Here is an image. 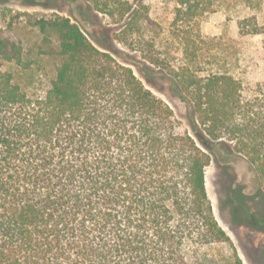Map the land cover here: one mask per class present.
<instances>
[{
    "label": "trees",
    "instance_id": "16d2710c",
    "mask_svg": "<svg viewBox=\"0 0 264 264\" xmlns=\"http://www.w3.org/2000/svg\"><path fill=\"white\" fill-rule=\"evenodd\" d=\"M114 3L86 8L119 23L131 5ZM178 5L191 20L202 0ZM35 24L34 44L0 29V264H245L206 168L247 159L258 193L231 188L232 215L264 233V81L139 57L118 46L126 29L92 41L67 16ZM240 28L264 53V26ZM154 90L184 102L186 128Z\"/></svg>",
    "mask_w": 264,
    "mask_h": 264
},
{
    "label": "rangeland",
    "instance_id": "374dc122",
    "mask_svg": "<svg viewBox=\"0 0 264 264\" xmlns=\"http://www.w3.org/2000/svg\"><path fill=\"white\" fill-rule=\"evenodd\" d=\"M91 1L0 0V29L13 40L34 44L41 40L36 20L57 14L77 22L92 41L94 37L109 36L107 29L118 33L126 29L125 41L118 46L139 57L156 50L171 62L189 64L202 74L227 71L246 86L264 81L263 35L243 33L240 28L243 20H248L250 25L256 22L264 26V0H202L197 16L178 22L175 20L178 0H126L131 11L119 23L113 20L120 18L119 15L111 17L96 11L97 18L94 17L86 8ZM100 1L114 10L117 8L114 2L120 0ZM154 91L181 118L180 130L186 128L184 102ZM231 154L229 163L218 165L212 161L207 166L208 195L219 224L237 246L244 263L264 264V233L233 219L231 195L234 192H230L231 188L239 186L242 192L237 193L256 196L259 181L246 158L236 152Z\"/></svg>",
    "mask_w": 264,
    "mask_h": 264
}]
</instances>
